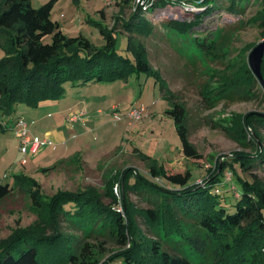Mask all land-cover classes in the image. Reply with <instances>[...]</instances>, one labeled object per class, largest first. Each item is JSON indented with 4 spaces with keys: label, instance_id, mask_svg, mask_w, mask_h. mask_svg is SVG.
Listing matches in <instances>:
<instances>
[{
    "label": "trees",
    "instance_id": "1",
    "mask_svg": "<svg viewBox=\"0 0 264 264\" xmlns=\"http://www.w3.org/2000/svg\"><path fill=\"white\" fill-rule=\"evenodd\" d=\"M55 1L48 0L34 7L31 0H0V36L9 41L6 46L0 43L6 53L0 59V115L12 114L17 103L36 108L42 101L62 98L66 84L76 87L89 81H114L126 78L131 72L139 76L143 71L155 79L163 99L170 105L166 111L174 117L186 147L184 110L151 66L145 45L132 36L133 32L148 35L153 29L150 21L143 18L142 10H134L127 21L121 22L135 55V62L131 64L115 55V29L100 30L105 39L101 46H95L82 34L66 35L60 23L51 18ZM129 1L122 0L120 4ZM165 4L166 1L157 0L148 11ZM204 4L206 15L218 7L216 0H205ZM228 9L237 11L243 7L230 0ZM260 9L259 22L264 27V0ZM192 28L193 25L187 26L181 31L186 34ZM46 36H50L49 42L45 41ZM206 40L211 59L225 60L224 67L212 71L219 77V84L223 83L214 102L234 97L252 99L257 96L254 90L257 84L264 96V87L248 64L251 43L234 57L227 58L220 40ZM261 73L264 79V56ZM243 124L244 139L239 141L242 149L227 159H217L201 183L191 182L189 169L169 173L164 164H158L142 151L137 154L145 161L149 178L132 167L110 172L104 194L113 200L112 185L117 180L123 213L112 208V204H104L100 191L90 186L77 191L57 190L52 196H44L37 180L16 174L14 186L27 183L25 189L31 205L35 209L47 205L48 230L14 229L0 241V264H57L59 258L55 256L60 252L61 240V245L69 249L65 264H197L179 246L173 248L168 243L172 231L182 235L185 227L190 232L189 239L194 240L191 242H200L202 237L219 239L224 256L218 259V264H241L247 257L252 264H264V181L258 174L264 169V113H244ZM52 168L40 170L46 172ZM227 172L233 174L228 180ZM13 187L8 182L0 183V201ZM225 187L229 188L228 195L224 194ZM132 192L144 194L152 203L145 209L144 217L149 222L146 230L136 223L137 212L129 199ZM62 218L67 221V231L60 226ZM155 224L162 226L164 236ZM108 241L115 248L107 254ZM44 250L47 254L54 252V257L40 261L39 252L44 254Z\"/></svg>",
    "mask_w": 264,
    "mask_h": 264
},
{
    "label": "rangeland",
    "instance_id": "2",
    "mask_svg": "<svg viewBox=\"0 0 264 264\" xmlns=\"http://www.w3.org/2000/svg\"><path fill=\"white\" fill-rule=\"evenodd\" d=\"M47 1L31 0V4L38 7ZM120 1L56 0L51 9V18L60 23L66 35L82 34L95 46L105 43L100 31L102 28L115 29V55L133 64L135 55L128 45V35L121 23L132 14L133 0L124 4H120ZM235 2L243 9L229 11L230 0H216L218 7L208 15L205 8L194 16L185 14L177 18L167 15L158 17L156 13L147 11L143 18L153 25L151 33L138 35L133 32L132 36L147 48L149 62L160 75L163 86L184 110L188 135L186 147L183 146L174 117L166 111L170 105L163 99L155 79L145 72L140 71L139 76L131 72L126 78L114 81H89L76 87L66 84V93L62 98L42 101L37 109L17 103L12 114L5 117L0 115V119L5 121L3 125L0 120V183L8 182L13 187L15 175L24 174L39 182L44 196H52L57 190L77 191L90 186V189L100 191L104 204H112V208L123 213L119 183L109 180L110 185L113 183L112 200L104 194L106 177L110 172L132 167L149 178L148 167L137 154L139 151L158 164H164L169 173L189 169L191 182L201 183L208 170L214 168L217 159H227L230 154L242 149L239 141L244 139L243 114L264 113V96L259 84L254 88L257 96L252 99L234 97L213 101L223 83L219 84V77L212 71L224 67L225 60L211 59V52L205 46L206 39L220 40L225 46L227 58L234 57L250 43L252 49L256 43L264 40V27L259 22L263 0ZM191 25L194 33L181 31ZM45 41L49 42L50 36H46ZM0 43L6 46L9 41L0 36ZM5 54L0 46V59ZM139 104L146 109L139 120L125 116L130 107ZM82 110L86 111V115L81 121L68 120L70 114ZM114 112H118L120 117L115 118ZM18 117H23L34 133L52 140L55 148L46 146L40 150L52 156L47 155L48 159L45 157L46 160L35 164L24 165L20 162L23 157L18 149L17 128L13 125ZM9 122L13 126H9ZM55 132L58 139L54 137ZM69 134L74 137L65 143ZM74 151H79V154L70 159ZM51 164H54V168L46 172L39 169ZM258 174L264 181V169L259 170ZM26 185H15L0 201V241L21 227L48 230L47 205L35 209ZM223 190L225 195L230 193L228 187ZM129 199L131 207L137 212L136 223L146 230L149 222L144 214L145 209L152 206L151 201L144 194L133 192L129 194ZM60 224L64 231L68 230L67 221L63 218ZM155 226L164 236L162 226ZM189 238L190 232L185 227L182 235L172 231L168 243L173 248L179 246L197 264H218V259L224 256L219 239L202 237L198 240L201 243L196 240L194 243ZM61 242L58 246L60 252L55 256L59 258L57 264H65L69 251ZM106 248L108 254L115 245L108 241ZM52 253L47 254L46 250L44 254L39 252V260L54 257ZM241 264L252 263L247 257L246 262Z\"/></svg>",
    "mask_w": 264,
    "mask_h": 264
},
{
    "label": "built area",
    "instance_id": "3",
    "mask_svg": "<svg viewBox=\"0 0 264 264\" xmlns=\"http://www.w3.org/2000/svg\"><path fill=\"white\" fill-rule=\"evenodd\" d=\"M110 2L111 0H105ZM157 0H133V11L136 9H141L143 13L148 11ZM166 1L164 6L156 5L154 10L151 13H156L158 17L162 16H171L177 18L182 15L194 16L195 13L201 11V9H206L205 0H162ZM200 10H199V9ZM189 16V17H190ZM145 106L143 104L134 105L130 107L126 112L125 116L130 119L139 120L145 112ZM86 115V111L82 110L76 113H72L68 116L70 121H81L83 116ZM115 118H119V113L114 112ZM1 123L4 125L5 121L1 120ZM14 126L16 130V138L19 142V149L22 153H37L39 150L46 146L52 145V141L46 138H40L37 135L31 134L30 127L23 117H18L15 120ZM230 172L226 173L225 178L228 180L230 178ZM115 191H118L116 185Z\"/></svg>",
    "mask_w": 264,
    "mask_h": 264
},
{
    "label": "water",
    "instance_id": "4",
    "mask_svg": "<svg viewBox=\"0 0 264 264\" xmlns=\"http://www.w3.org/2000/svg\"><path fill=\"white\" fill-rule=\"evenodd\" d=\"M264 56V40L256 43L248 54V64L261 85L264 87V79L261 73V63Z\"/></svg>",
    "mask_w": 264,
    "mask_h": 264
},
{
    "label": "crops",
    "instance_id": "5",
    "mask_svg": "<svg viewBox=\"0 0 264 264\" xmlns=\"http://www.w3.org/2000/svg\"><path fill=\"white\" fill-rule=\"evenodd\" d=\"M94 98V97H93ZM93 98H89L90 100H93ZM81 100H79L78 102H80ZM42 103V102H41ZM44 103V102H43ZM40 105V104H39ZM38 107H36V109H37ZM69 108V107H68ZM3 117H5L4 115H3ZM11 123L9 122V126H13L14 125V123H13V125L11 124ZM30 127V132H31V134H34V135H37L36 133H34V131H33V128H32V126H29ZM38 137H40V138H46V139H48V140H51L49 137H46V136H41V135H37ZM54 137L55 138H57L58 139V133L57 132H55V135H54ZM72 137H74L73 135H70L69 134V137L66 139V141H65V143L67 142V140H69L70 138H72ZM52 141V140H51ZM62 141V140H61ZM47 147H51V148H55V145L54 144H52V145H50V146H47ZM18 149H19V145H18ZM19 151H20V149H19ZM21 152V151H20ZM79 151H74L72 154H71V158L70 159H72V157H73V155H75L76 153L77 154H79L78 153ZM22 153V152H21ZM38 153H40L39 155V157H37V154ZM38 153H28V154H30V156H28L27 154H24V153H22V160L20 161L21 163H23L24 165H26L27 163H33L34 162V164L35 163H39L40 161H43V160H46V159H48V157H47V155H50V156H52L51 154H47V155H45V151H41L40 152V150L38 151ZM25 156V157H24ZM45 157H46V159H45ZM54 164H51V165H49V166H53ZM49 166H42V167H49ZM42 167H39V169L40 168H42Z\"/></svg>",
    "mask_w": 264,
    "mask_h": 264
}]
</instances>
